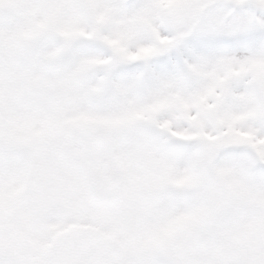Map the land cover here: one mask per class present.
<instances>
[{"label": "snow or ice", "instance_id": "snow-or-ice-1", "mask_svg": "<svg viewBox=\"0 0 264 264\" xmlns=\"http://www.w3.org/2000/svg\"><path fill=\"white\" fill-rule=\"evenodd\" d=\"M0 264H264V0H0Z\"/></svg>", "mask_w": 264, "mask_h": 264}]
</instances>
